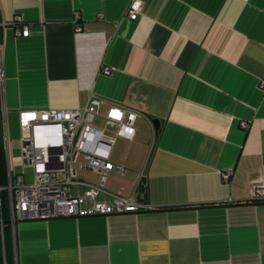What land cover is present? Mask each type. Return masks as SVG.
I'll list each match as a JSON object with an SVG mask.
<instances>
[{
    "label": "crops",
    "instance_id": "crops-1",
    "mask_svg": "<svg viewBox=\"0 0 264 264\" xmlns=\"http://www.w3.org/2000/svg\"><path fill=\"white\" fill-rule=\"evenodd\" d=\"M4 23L8 173L27 183L10 121L23 110L84 108L94 94L103 100L95 124L126 170L106 188L150 209L15 225L7 209L3 264H264V204L252 201L264 182V0H0ZM112 105L140 113L133 140L107 125Z\"/></svg>",
    "mask_w": 264,
    "mask_h": 264
},
{
    "label": "built area",
    "instance_id": "built-area-1",
    "mask_svg": "<svg viewBox=\"0 0 264 264\" xmlns=\"http://www.w3.org/2000/svg\"><path fill=\"white\" fill-rule=\"evenodd\" d=\"M139 11V5L135 3L128 17L136 20ZM14 23H21V19L17 18ZM4 25L8 24H0ZM29 33L28 28L19 31L24 37ZM112 71L109 67L103 70L107 75ZM260 87L264 89V80ZM102 104L103 100L92 94L84 108L20 112L21 158L24 166L34 169L35 179L32 184H27L22 174L10 170L7 186L0 187V209L5 192L12 225L25 220L111 216L150 209L136 196H123L121 192L114 193L106 188L110 173L125 176L126 170L111 161L115 140L95 124ZM139 116L140 113L134 110L112 105L105 119L108 126L115 127L118 137L133 140ZM242 127L247 129L249 125L242 122ZM82 171L97 173L99 181L90 182L81 176ZM141 178L137 181L136 191L141 186ZM75 187H84L86 192L75 194L72 192ZM102 195L108 200H100ZM252 201H264V182L254 185ZM4 227L2 224L1 235Z\"/></svg>",
    "mask_w": 264,
    "mask_h": 264
},
{
    "label": "trees",
    "instance_id": "trees-1",
    "mask_svg": "<svg viewBox=\"0 0 264 264\" xmlns=\"http://www.w3.org/2000/svg\"><path fill=\"white\" fill-rule=\"evenodd\" d=\"M2 104V92H1V82H0V107ZM8 180V171L6 164V149H5V138H4V119L2 116V112L0 111V185L5 186ZM3 198V208L1 210L2 218H6L7 215V196L5 192L2 194ZM1 230V228H0ZM1 235V232H0ZM2 241L0 240V264H3V256H2Z\"/></svg>",
    "mask_w": 264,
    "mask_h": 264
},
{
    "label": "rangeland",
    "instance_id": "rangeland-1",
    "mask_svg": "<svg viewBox=\"0 0 264 264\" xmlns=\"http://www.w3.org/2000/svg\"><path fill=\"white\" fill-rule=\"evenodd\" d=\"M96 124L102 126L101 123H99V121H97ZM9 125H10V131L12 132V134L21 135V127H20L19 119L16 122L10 121ZM26 179H27L28 184H32L34 182L35 175H34V169L33 168H31V167L27 168ZM0 221H1V209H0Z\"/></svg>",
    "mask_w": 264,
    "mask_h": 264
},
{
    "label": "water",
    "instance_id": "water-1",
    "mask_svg": "<svg viewBox=\"0 0 264 264\" xmlns=\"http://www.w3.org/2000/svg\"><path fill=\"white\" fill-rule=\"evenodd\" d=\"M153 124H154V126H155V129H156V131L158 132L159 131V129H160V122H159V120H153ZM257 204H264V203H257ZM25 221H30V220H25ZM25 221H17L16 222V224L17 223H20V222H25ZM7 222H5V221H0V226L2 225V224H6Z\"/></svg>",
    "mask_w": 264,
    "mask_h": 264
}]
</instances>
